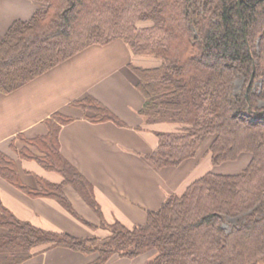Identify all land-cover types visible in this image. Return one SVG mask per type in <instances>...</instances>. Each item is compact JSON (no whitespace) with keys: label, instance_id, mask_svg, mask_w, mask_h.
I'll return each mask as SVG.
<instances>
[{"label":"trees","instance_id":"1","mask_svg":"<svg viewBox=\"0 0 264 264\" xmlns=\"http://www.w3.org/2000/svg\"><path fill=\"white\" fill-rule=\"evenodd\" d=\"M38 1L43 4L32 17L14 21L0 42V92L16 90L90 45L123 39L135 57L159 61L130 63L144 97L140 115L147 124L175 125L156 131L158 144L146 154L154 167L196 157L208 138L214 166L246 152L250 160L239 172H205L148 210L144 223H103L109 230L103 241L22 220L0 197V264H20L38 248L54 245L97 253L87 264L149 251L145 264H264V0ZM74 104L92 121L123 124L95 97ZM70 120L55 112L46 121L47 134L22 135L41 153L16 149L60 173V182L39 178L38 188L26 185L15 160L3 152L0 175L76 214L63 189L72 184L106 222L92 183L60 150L59 130Z\"/></svg>","mask_w":264,"mask_h":264},{"label":"crops","instance_id":"2","mask_svg":"<svg viewBox=\"0 0 264 264\" xmlns=\"http://www.w3.org/2000/svg\"><path fill=\"white\" fill-rule=\"evenodd\" d=\"M42 4L38 0H0V42L14 21L30 19ZM141 58L133 55L123 39L93 44L16 90L0 92V152L15 160L23 183L38 188L39 178L63 179L16 150L29 146L41 153L23 137L47 134L46 121L55 112L72 117L60 127V150L92 183L102 217L108 222L119 220L129 227L144 223L147 211L159 208L168 193L183 191L194 179L220 166L213 167L211 161L208 165L210 158L200 154L179 166L156 168L148 161L146 154L158 144L156 131L173 130L175 125L147 124L140 115L144 97L136 88L138 78L130 63L147 64ZM87 96L106 105L123 124L88 119V113L74 104ZM249 160L250 156L244 158L245 163ZM63 189L75 215L55 198L30 195L0 175L1 200L20 219L79 237L96 232L84 221L98 225L101 216L72 184ZM3 231L0 226V233ZM96 257L94 252L54 245L38 248L20 264H87ZM134 258L114 254L105 264H127Z\"/></svg>","mask_w":264,"mask_h":264},{"label":"rangeland","instance_id":"3","mask_svg":"<svg viewBox=\"0 0 264 264\" xmlns=\"http://www.w3.org/2000/svg\"><path fill=\"white\" fill-rule=\"evenodd\" d=\"M52 40H55V37H54V39H52ZM24 42V41H23ZM25 43V42H24ZM140 58V57H139ZM138 59V58H137ZM141 59H143V62L145 61L148 65L149 64H153L154 62L155 63H158L159 61L156 59V58H154V57H142ZM137 64H140V63H137ZM241 80H238V83H237V89H239L241 86ZM162 95H164V94H159L158 96H157V98L159 97H162ZM261 104H264V101H261ZM209 144H210V141H209V138L207 139V141H205L202 145H201V147H200V149H199V152H198V154L197 155H201V158H206V157H209V151H208V146H209ZM248 156H250L249 155V153H242L241 155H240V157L238 158V159H236V160H234V161H227V162H224L223 164H220V166L216 169V170H214V169H211V170H208V171H215V172H223V173H233V172H239L240 170H242L243 168H244V166L247 164V163H245V161H244V158H246V157H248ZM208 161V165L209 164H211V163H209V161L210 160H207ZM212 166H213V164H211ZM213 167H217V166H213ZM226 169H231L232 171H227ZM58 173V172H57ZM168 194H170V193H168ZM167 194V195H168ZM167 195H166V197H167ZM74 209V208H73ZM150 210V209H149ZM70 211V210H69ZM75 211V210H74ZM94 211L97 213V215L100 217V215H99V213L94 209ZM71 212V211H70ZM71 213H73V212H71ZM74 215H75V213H73ZM101 218V217H100ZM101 222H100V224H98V225H96L97 226V228H93V227H91L90 225H88L87 224V222H85L84 221V223L87 225V226H89L92 230H94V231H96V232H93L92 234H90L89 236H86V237H93V236H95V237H97V239H99L100 241H103V239L109 234V230L106 228V226H105V224H103V223H111V222H108V221H106V222H104V221H102V219L100 220ZM99 229V230H98ZM98 243H99V241H98ZM152 251H149V252H147V253H144L143 254V256L141 255H139V257H136V258H134V259H132V260H128L129 262L127 263V264H137V262L138 261H140V262H142V263H146L149 259H151L152 258ZM120 256V255H119ZM124 257V256H123ZM145 260H147L146 262H145ZM141 264V263H140Z\"/></svg>","mask_w":264,"mask_h":264},{"label":"water","instance_id":"4","mask_svg":"<svg viewBox=\"0 0 264 264\" xmlns=\"http://www.w3.org/2000/svg\"><path fill=\"white\" fill-rule=\"evenodd\" d=\"M253 76V75H252Z\"/></svg>","mask_w":264,"mask_h":264}]
</instances>
